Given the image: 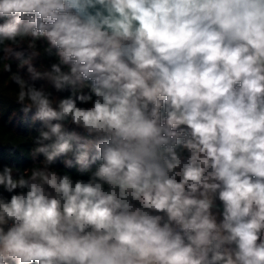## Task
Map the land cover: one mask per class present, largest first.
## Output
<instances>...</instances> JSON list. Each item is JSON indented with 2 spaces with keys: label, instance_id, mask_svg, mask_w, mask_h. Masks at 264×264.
I'll return each mask as SVG.
<instances>
[{
  "label": "clouds",
  "instance_id": "clouds-1",
  "mask_svg": "<svg viewBox=\"0 0 264 264\" xmlns=\"http://www.w3.org/2000/svg\"><path fill=\"white\" fill-rule=\"evenodd\" d=\"M5 73L0 264H264V0H0Z\"/></svg>",
  "mask_w": 264,
  "mask_h": 264
},
{
  "label": "trees",
  "instance_id": "trees-1",
  "mask_svg": "<svg viewBox=\"0 0 264 264\" xmlns=\"http://www.w3.org/2000/svg\"><path fill=\"white\" fill-rule=\"evenodd\" d=\"M15 71V63H13ZM7 73L0 77V88L3 96H0V165L9 164L24 168L32 163L28 158V151L33 146L31 136L37 134L40 122L31 125L30 113L27 117L19 111V105L15 103L16 85L6 79ZM40 83H43L42 81ZM66 96L67 93H60ZM57 167H61L57 162ZM78 175L73 171V176Z\"/></svg>",
  "mask_w": 264,
  "mask_h": 264
}]
</instances>
